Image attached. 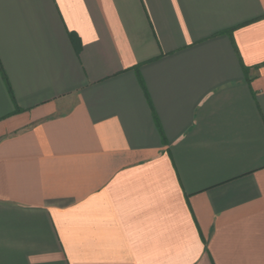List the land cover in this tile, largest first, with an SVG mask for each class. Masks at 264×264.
Here are the masks:
<instances>
[{
  "label": "crops",
  "instance_id": "1",
  "mask_svg": "<svg viewBox=\"0 0 264 264\" xmlns=\"http://www.w3.org/2000/svg\"><path fill=\"white\" fill-rule=\"evenodd\" d=\"M0 264H264V0H0Z\"/></svg>",
  "mask_w": 264,
  "mask_h": 264
}]
</instances>
